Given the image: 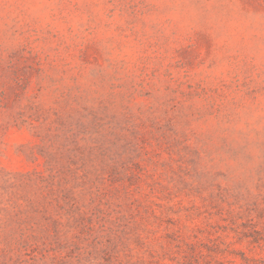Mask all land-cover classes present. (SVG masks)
<instances>
[{
  "label": "rangeland",
  "instance_id": "1",
  "mask_svg": "<svg viewBox=\"0 0 264 264\" xmlns=\"http://www.w3.org/2000/svg\"><path fill=\"white\" fill-rule=\"evenodd\" d=\"M0 264H264V0H0Z\"/></svg>",
  "mask_w": 264,
  "mask_h": 264
}]
</instances>
